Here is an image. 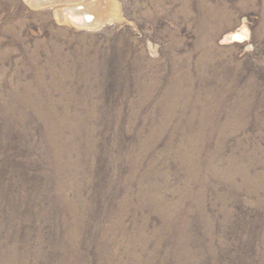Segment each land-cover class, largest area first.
<instances>
[{"label": "rangeland", "instance_id": "rangeland-1", "mask_svg": "<svg viewBox=\"0 0 264 264\" xmlns=\"http://www.w3.org/2000/svg\"><path fill=\"white\" fill-rule=\"evenodd\" d=\"M0 264H264V0H0Z\"/></svg>", "mask_w": 264, "mask_h": 264}, {"label": "bare ground", "instance_id": "bare-ground-1", "mask_svg": "<svg viewBox=\"0 0 264 264\" xmlns=\"http://www.w3.org/2000/svg\"><path fill=\"white\" fill-rule=\"evenodd\" d=\"M239 30H240V28H239ZM232 35H237V34H235V33H232V34H231V33H230V35L228 34L227 37H230V36H232ZM232 38H234V37H232ZM226 39H227V38H226Z\"/></svg>", "mask_w": 264, "mask_h": 264}]
</instances>
